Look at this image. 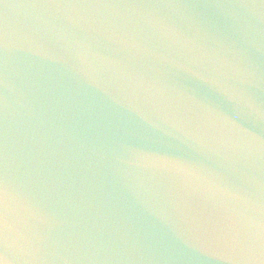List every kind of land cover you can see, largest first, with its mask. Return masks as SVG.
I'll return each instance as SVG.
<instances>
[{
    "label": "water",
    "instance_id": "water-1",
    "mask_svg": "<svg viewBox=\"0 0 264 264\" xmlns=\"http://www.w3.org/2000/svg\"><path fill=\"white\" fill-rule=\"evenodd\" d=\"M0 264H264V0H0Z\"/></svg>",
    "mask_w": 264,
    "mask_h": 264
}]
</instances>
